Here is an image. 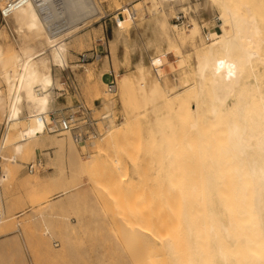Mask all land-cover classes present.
Returning a JSON list of instances; mask_svg holds the SVG:
<instances>
[{
	"label": "bare ground",
	"instance_id": "6f19581e",
	"mask_svg": "<svg viewBox=\"0 0 264 264\" xmlns=\"http://www.w3.org/2000/svg\"><path fill=\"white\" fill-rule=\"evenodd\" d=\"M5 1L0 0V6ZM43 1L46 2L42 6L44 10L55 4L58 7L62 2ZM188 1L145 2L149 11L158 15L156 20L163 39L172 50L164 53L163 63L139 64L134 75L141 97V113L151 126L149 133L161 136L160 152L170 161L165 168L169 165L172 169L174 162L181 158V162L186 160L183 164L178 162L183 178L169 182L180 193V198L176 196L182 206L178 213L181 212L179 217L185 223L182 235H187L190 251L189 256H185L186 263L179 261L187 247L178 256L179 244L176 248L174 241L166 238L164 248L175 260L173 264H264V0H206L207 7L219 13L215 14V20L221 23L220 32L208 29L205 35L203 25L195 18L191 19L193 23L188 19L190 27L169 22L173 6L187 5ZM63 3L67 6L64 11L69 9L76 18L89 15L92 9L86 0ZM40 8L34 1L29 2L13 11L0 26V81L6 84L5 91L0 88V110L7 117L1 151L9 142L17 155L27 152L29 146L36 149L42 145L46 136L43 124L52 121L49 114L57 86L53 67H65L68 59L67 40L49 34ZM132 12L133 19L144 15L142 7ZM56 20L54 11L50 25ZM10 30L20 37L19 49L11 43L5 44ZM188 44L192 47L191 53L181 49V45ZM39 45L46 49L38 50ZM165 64L180 72L172 85L167 80L162 83L166 76ZM156 95H160L157 100ZM124 125L122 122L109 127V140L96 144L97 148L115 145ZM63 134L70 139V133ZM64 141L66 139L49 141V147L68 155L74 159L76 167L83 168L85 163L74 142L67 140L69 147ZM9 165L3 164L0 186L11 178ZM167 170L169 173L170 169ZM64 176L59 172L54 178ZM44 183L46 178L39 175L28 182L35 186ZM195 218L203 224L195 226ZM183 244L186 242L179 245L182 248L178 250L183 249Z\"/></svg>",
	"mask_w": 264,
	"mask_h": 264
},
{
	"label": "rangeland",
	"instance_id": "374dc122",
	"mask_svg": "<svg viewBox=\"0 0 264 264\" xmlns=\"http://www.w3.org/2000/svg\"><path fill=\"white\" fill-rule=\"evenodd\" d=\"M95 1L99 15L107 18V25L97 16L89 23L92 25L66 39L67 65L53 67L57 86L49 114L51 119L53 113L80 114L79 104L89 108L96 121L85 127L86 138L75 142L71 135L67 139L66 134L50 133L47 126L53 123L49 120L43 124L46 136L39 148L29 146L27 152L18 156L8 142L1 151L7 117L0 110V171L5 162L12 170L11 178L0 186V264H173L175 260L164 248L169 238L175 247L186 242L183 249L176 247L178 256L187 247L179 263L183 260L186 263L185 256L190 253L188 237L182 235L185 223L179 217L181 212L178 213L182 208L181 200L176 197L180 198L179 189L169 183L183 178L178 164L185 159L174 162L172 173L169 165L165 168L170 161L160 152L161 136L149 133L151 126L141 113V97L134 78L138 66L163 63L164 53L172 48L163 39L156 20L158 15L145 6L147 0ZM188 2L173 6L168 17L170 23L177 24L175 17L181 12L190 20L197 19L203 25L204 35L209 31L220 32L221 22L215 20L219 13L208 8L206 0ZM57 5L48 10H54L56 16L69 11H64L66 4L63 3L61 10ZM141 7L143 17L133 19L132 10L138 12ZM2 23L0 18V26ZM19 38L10 30L5 44L11 43L19 49ZM36 48L46 49L40 45ZM191 48L189 44L181 45L188 53L192 52ZM91 49H98L102 58L82 63L80 54ZM169 65L163 66L166 76L162 83L167 80L172 85L180 72L173 71ZM5 86L1 80L2 91ZM159 96L156 95V100ZM106 107L111 110H103ZM122 122H125L120 128L123 133L115 145L97 148L109 140V127ZM169 130L173 132L172 128ZM12 137L10 132L9 139ZM53 138L74 142L84 167H76L74 159L49 147L55 141ZM66 141L65 146H69L70 142ZM32 164L34 171L30 172ZM182 166L184 169L185 165ZM59 172L65 176L55 180ZM35 175L46 178V183L29 185ZM194 221L195 226L203 224L200 219ZM198 235L201 239L202 234Z\"/></svg>",
	"mask_w": 264,
	"mask_h": 264
},
{
	"label": "built area",
	"instance_id": "2783aa9c",
	"mask_svg": "<svg viewBox=\"0 0 264 264\" xmlns=\"http://www.w3.org/2000/svg\"><path fill=\"white\" fill-rule=\"evenodd\" d=\"M34 1L40 8L43 18L47 21V29L49 34L55 38L67 39L70 36L77 34L80 31H83L85 28L89 27L92 24H89L95 17L99 16V20L103 21L107 25L106 16H100L101 12L95 6V0H86L92 5V10L90 14L76 18L75 15L71 16V12H64L57 15L56 23L53 22V25H50V21L53 15V12L50 10H44L42 6L46 4L43 0H6L3 6H0V18L4 22L7 17H9L13 11L23 7L29 2ZM63 0H50V3H58ZM66 0H64L65 2ZM177 25L190 27L189 20L187 16L183 13H179L175 17ZM111 21V19H110ZM58 40V41H59ZM102 58V53L98 49H91L80 54V61L82 63L89 62L90 60H100ZM112 88L114 85H111ZM80 114L71 113L66 116H57L54 113L51 114L52 125L47 127L48 132L50 133H70L75 142H81L86 138L87 131L85 127L87 125H93V121H96L91 116V110L86 108L82 104L78 105ZM35 165H30V172L34 171Z\"/></svg>",
	"mask_w": 264,
	"mask_h": 264
}]
</instances>
